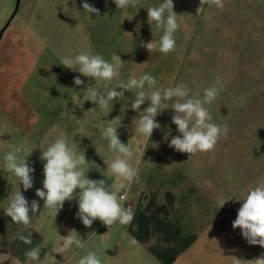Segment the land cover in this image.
<instances>
[{"label":"rangeland","instance_id":"rangeland-1","mask_svg":"<svg viewBox=\"0 0 264 264\" xmlns=\"http://www.w3.org/2000/svg\"><path fill=\"white\" fill-rule=\"evenodd\" d=\"M16 1L0 0V33ZM85 2L100 15L84 11ZM161 2L141 0L135 8L119 10L113 0H21L0 41V252L13 245L28 264L35 263L25 256L33 248L41 250L40 264H49L51 257L58 259L54 264H77L89 251L102 264H164L152 256L150 246L165 243L152 242V237L131 243L129 223L108 228L97 219L91 228L85 227L77 218V199L65 201L53 221L44 201L36 196L44 179L45 161L40 157L42 149L65 133L69 145H78L85 154L87 178L106 180L124 208L149 214L153 225L169 222L174 231L182 232V251L170 264H237V259L247 264L264 255V247L249 244L241 229L232 226L240 200L264 180V0H224L223 9L201 5L200 0H173L180 27L174 34L176 49L168 54L142 46V42L159 41L163 34L154 22L148 23L146 10ZM85 51L106 60L116 52L125 62L110 87L130 75L150 73L156 87L184 84L203 100L204 89L216 85L219 78L223 90L205 107L212 122L228 126L227 137L222 136L209 152L176 151L169 144L181 134L172 123L174 110L167 109L155 118L161 127L148 140L135 131L139 113L131 109V101L136 90L126 91L124 98L112 102V108L98 107L90 100L80 108L73 101L89 98L92 89L87 88L102 89L103 83L60 61ZM77 76L84 81L82 86L75 85ZM145 90L154 89L146 86ZM149 104L146 99L140 111ZM109 122L114 127L120 122L119 139L133 149L130 163L139 170L138 180L124 181V187L107 168L120 155L102 136L101 128ZM16 148L21 157L32 152L26 160L34 168L33 187L27 191L4 171V155ZM19 188L29 204L36 200L40 205L27 229L4 213L9 194ZM143 203H147L145 210ZM71 230L84 240L93 231L96 235L88 239L85 249L52 252ZM29 232L30 244L17 239ZM11 237L16 242H8ZM0 258L5 260L1 253Z\"/></svg>","mask_w":264,"mask_h":264},{"label":"clouds","instance_id":"clouds-1","mask_svg":"<svg viewBox=\"0 0 264 264\" xmlns=\"http://www.w3.org/2000/svg\"><path fill=\"white\" fill-rule=\"evenodd\" d=\"M113 2L119 10L128 7L135 8L141 4V0H113ZM200 3L201 5L214 4L220 9L224 7V0H200ZM173 9V0H162L159 5L146 8L148 23L154 22L156 28L163 32L159 41L142 42V46L149 52L158 50L163 54H168L175 51L174 34L180 25L179 15ZM83 10L89 15L92 13L100 15L99 10L87 2L83 3ZM124 63L116 52L112 54L110 60H106L102 55L92 54L90 51L81 52L74 57H61L60 65L103 83L102 89L88 87L87 90L92 89L90 97H83V99L77 97L73 101L74 104L83 108L84 101L90 100L98 107L108 108L111 105L112 108L114 104L112 102L124 98L126 91L136 90L135 99L131 101V109L139 113V118L134 119L138 120L135 131L148 140L153 130L161 127L155 118L167 109L174 110L172 123L177 126L178 132L181 134L173 137L169 144V147L176 151L189 155L197 152H209L214 150L222 136L227 137L230 131L228 126L212 122V116L208 108L205 107L206 104L213 103L223 90V84L219 78L216 85L204 89L203 100L198 98V94H193L184 84L167 88L156 87V79L150 73L143 74L138 78L130 75L127 81L119 80L115 87H110V82L121 75L120 69ZM74 83L77 86H82L84 81L77 76L74 78ZM146 86L147 89L154 90L146 91ZM118 88L121 90L117 91ZM146 99L150 101V104L141 112V105L145 103ZM119 126L120 122L116 127L109 122L107 127L101 128V132L102 136L109 141V148L120 154L107 164V168L122 181L120 187H124V181L131 183L138 180L139 170L138 167L130 163L135 156L133 149L129 143L125 145L119 139L117 132ZM19 153L20 149L16 148L4 155V171L12 173L20 185H23V189L27 191L33 187L34 168L29 166L26 160L32 152L25 157H21ZM142 155L143 153L141 158ZM40 158L45 161L43 164L44 179L43 188L36 190V196L44 201L43 207L49 211L53 221L63 209L65 201L73 199L78 200L77 218L87 228H91L97 219L108 228L116 223L127 224L133 219V210L124 208L118 193L111 185H108L106 180L87 178L88 172H86L85 166L88 161L85 154L79 150L78 145H69L65 133H61L46 149H42ZM7 200L9 203L4 209L5 215L10 217L15 224L23 225L26 229L30 228L33 224V217H36L40 208L38 201L33 200L29 204L20 188L16 192L10 193ZM240 201L243 203L233 221V228L239 227L249 244H258L264 247V180L250 188ZM94 235H96L95 231L89 233L87 240H84L75 230H71L67 237L60 236L62 244L59 248L52 249V252L61 253L73 247L85 249L88 239ZM31 236L32 232H29L27 236L19 235V239L30 244ZM131 243L136 244L137 241L133 239ZM40 254L41 250L33 248L26 251L25 256L31 262L40 264ZM77 264H102V261L95 252L89 251L77 261ZM237 264H239L238 259ZM247 264H264V255L247 261Z\"/></svg>","mask_w":264,"mask_h":264},{"label":"crops","instance_id":"crops-1","mask_svg":"<svg viewBox=\"0 0 264 264\" xmlns=\"http://www.w3.org/2000/svg\"><path fill=\"white\" fill-rule=\"evenodd\" d=\"M148 199V198H147ZM147 203H143L141 204V207L143 206L144 210L147 208ZM139 207V206H138ZM147 218H145V217ZM149 214L145 213V212H139L135 213L133 215V219L129 222V233L131 234L130 236H132L134 239L136 238V240L139 242L140 240H142L143 238H151L152 242H157V243H165V246L160 247L159 245H151V251H152V256H154V258L159 259L160 261H162L164 264H170L171 260L173 258H175L176 256L180 255L181 251H182V239H179L182 235L181 231H174V227L175 226L173 223H169V222H162V223H157L155 225H153V222L150 221V219H148ZM156 232L160 233V238L157 237V235L155 234ZM143 237V238H142ZM138 238L140 240H138ZM16 238L11 237V240H9L8 242H16L15 241ZM18 240H20L19 238H17ZM174 243L176 246L175 247H167V243ZM11 247V249H10ZM6 252H0L1 256H3L5 258V260H3L2 258H0L1 263L0 264H28V261L24 259L23 256H21V253H19L20 251L14 248L13 245H11ZM13 247V249H12ZM57 261L58 263V259H53V257H51V259L49 260V264H54ZM35 264V263H34Z\"/></svg>","mask_w":264,"mask_h":264},{"label":"water","instance_id":"water-1","mask_svg":"<svg viewBox=\"0 0 264 264\" xmlns=\"http://www.w3.org/2000/svg\"><path fill=\"white\" fill-rule=\"evenodd\" d=\"M20 3H21V0H17L16 1V5H15V10L13 12V14L11 15V17L9 18V20L7 21L6 25L4 26L3 30L1 31L0 33V41H1V38L3 36V33L5 32V30L9 27L10 23L12 22V20L15 18V16L17 15L18 13V10L20 8Z\"/></svg>","mask_w":264,"mask_h":264},{"label":"built area","instance_id":"built-area-1","mask_svg":"<svg viewBox=\"0 0 264 264\" xmlns=\"http://www.w3.org/2000/svg\"><path fill=\"white\" fill-rule=\"evenodd\" d=\"M122 198H125V196H122Z\"/></svg>","mask_w":264,"mask_h":264}]
</instances>
